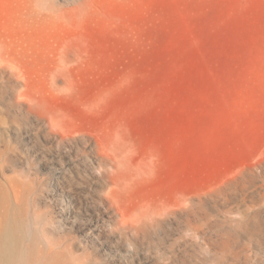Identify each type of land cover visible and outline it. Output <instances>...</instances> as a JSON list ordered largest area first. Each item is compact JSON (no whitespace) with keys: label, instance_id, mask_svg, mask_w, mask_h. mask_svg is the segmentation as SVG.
<instances>
[{"label":"rangeland","instance_id":"rangeland-1","mask_svg":"<svg viewBox=\"0 0 264 264\" xmlns=\"http://www.w3.org/2000/svg\"><path fill=\"white\" fill-rule=\"evenodd\" d=\"M11 264H264V0H0Z\"/></svg>","mask_w":264,"mask_h":264},{"label":"bare ground","instance_id":"bare-ground-1","mask_svg":"<svg viewBox=\"0 0 264 264\" xmlns=\"http://www.w3.org/2000/svg\"><path fill=\"white\" fill-rule=\"evenodd\" d=\"M19 242L18 225L12 218L0 221V264H11Z\"/></svg>","mask_w":264,"mask_h":264}]
</instances>
